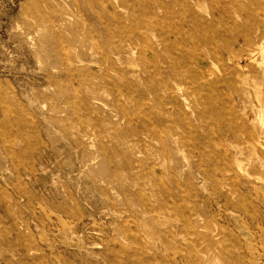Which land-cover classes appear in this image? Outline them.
Segmentation results:
<instances>
[{"label": "rangeland", "instance_id": "1", "mask_svg": "<svg viewBox=\"0 0 264 264\" xmlns=\"http://www.w3.org/2000/svg\"><path fill=\"white\" fill-rule=\"evenodd\" d=\"M121 2L0 0V264H264V148L245 144L264 129V65L249 55L264 45V0H205L203 29L157 45L165 65L190 52L222 71L202 92L181 67L172 79L161 63L167 92L141 72L153 57ZM164 109L165 129L138 136ZM235 159L253 176L221 189Z\"/></svg>", "mask_w": 264, "mask_h": 264}, {"label": "bare ground", "instance_id": "2", "mask_svg": "<svg viewBox=\"0 0 264 264\" xmlns=\"http://www.w3.org/2000/svg\"><path fill=\"white\" fill-rule=\"evenodd\" d=\"M230 1L232 3L238 2V0H230ZM204 3L205 0H122L121 2L120 6L122 7V9L128 12V16H126V18L123 19L124 22L126 23L127 21H129V22H133L137 26L138 25L141 26V28L136 29L137 31L136 33L140 38L138 40L139 41L141 40V42L143 40V42L146 43L145 49L148 50L151 54V57H153V61H150L148 59H145V61H143V64L141 65V72L149 76L151 70H154L158 76L157 77L158 86H160V88H162L166 92L169 91L170 88L161 73V63L163 64L162 67L164 68V70L171 69L170 71L171 73L169 72L168 76L169 78L172 79L174 77L178 79H182L180 77V74L176 72L175 68L178 67L183 68L187 73L186 77L188 83L191 82L192 86L198 92L205 91V88H210L214 83L219 82V77L222 71H219V69H217L215 66L209 68V70L208 69L206 70L205 68L207 66L202 67L200 65V63H202V60L200 58L201 56L199 55L194 56L189 52V55H187V57H183L182 59L178 60V62H175L174 63L175 67H174L168 65L167 63L165 65V62H163V58L157 52V45L164 43L166 38L178 33V30L180 28H183L184 24H188V22L192 23L194 21L192 24L194 25L195 23L196 29L204 28L203 24L205 23V18L204 17L202 18V16L197 12V9H203ZM220 5L221 6H218L219 15H224V16L228 15V10H229L228 5L226 4L224 5L220 4ZM258 7L259 4H257V8ZM215 11L216 10H213V14H212L213 16H216V12L218 13V11L216 12ZM177 23L179 25H177ZM145 28H148L149 30L147 31ZM147 32H151L152 34L156 33L155 34L156 37L157 35H159L157 38V43L150 44V42L147 41ZM174 44H177V42H174ZM197 46L198 45H196V48ZM120 49L121 48L118 47H112L109 53L103 54L102 63H107L109 61H112V55L117 56L120 53L119 51H121ZM144 50H142V52ZM258 53L262 58V63H258V59L256 58ZM249 55L253 60V62L257 63L258 67H262V65H264V45L255 49H250ZM238 60H239L238 65L240 66L241 65L240 61L242 60V58L239 57ZM191 62H195V63L197 62L198 68L193 69L190 66ZM223 77H224L223 79L224 83L229 87L233 86L232 88H235V90H239L241 84H245L247 82L246 78H243L241 76L237 77L235 83L231 82L230 80L231 78L229 76L224 75ZM255 88H257L258 90L257 96L259 98V101H261L262 105H264V78L260 84L257 83L255 84ZM154 95L157 97L156 94ZM157 98L160 99V96H158ZM169 114L170 111L168 109H164L163 112L158 114L156 123L154 122L148 123L146 125V128H144L143 131L138 132L137 135L138 136H144L145 134L155 135L156 132H159L160 130L161 131L164 130L165 124L167 123V119L164 115H169ZM182 117L187 119L185 114H182ZM227 117H228L229 125L223 131V134L226 135V138L223 139L224 143L222 145L233 147L234 142H236L238 139L235 137L236 131L237 130L243 131V129L240 127L236 128L233 127V125H231V123L237 121L238 118L233 111L231 110L228 111ZM263 119L264 118L262 116V119L260 121L261 126L264 125ZM241 120L244 121L243 118H241ZM263 138H264V129H260L258 136L254 139L253 136H251L250 134L249 137H247L245 144L252 150H254L255 146L264 148V145L262 143ZM221 156L229 157L227 150L222 149ZM234 163L236 169H234L228 163V161L226 162V165L222 170L224 174L221 175V181L220 183H218V187H220L221 189H223V187L227 184L228 181L233 182L235 185L238 184V182H242L243 185H246L248 184L246 180L252 178L253 175L249 172L248 168L243 166V164L240 163L237 159L234 160ZM240 176L242 177V179L239 178ZM24 226L26 228H29L27 223H25ZM25 248L27 251L31 249V247L28 246H25Z\"/></svg>", "mask_w": 264, "mask_h": 264}]
</instances>
